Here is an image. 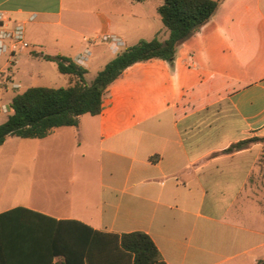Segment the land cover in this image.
Segmentation results:
<instances>
[{
  "label": "crops",
  "instance_id": "obj_1",
  "mask_svg": "<svg viewBox=\"0 0 264 264\" xmlns=\"http://www.w3.org/2000/svg\"><path fill=\"white\" fill-rule=\"evenodd\" d=\"M161 3L0 0L2 25H23L30 45L1 57L7 83L0 91L20 93L50 63L56 68L42 55L74 61L87 50V71L91 55L102 57L98 47L90 52L87 46L103 34L119 37L120 51L151 40L165 28L156 12ZM184 44L189 63L179 52ZM33 60L42 63L36 68ZM153 60L160 59L142 62ZM134 64L107 86L100 114H83L76 127L35 139L53 145L48 152L55 155V146L76 138L71 154L96 165L94 172H78L89 180L75 172L65 182L52 172L31 173L24 202L15 201L6 186L11 171H4L14 156L4 150L17 137L0 146V214L18 207L34 213L3 221L0 264H127L112 240L133 231L149 236L164 264L264 261L262 144L224 152L237 141L264 137V0H220L176 48L170 66L142 63L149 67L144 73L123 75ZM66 76L70 86L73 78ZM9 114L0 113V123ZM15 226L23 227V237H15Z\"/></svg>",
  "mask_w": 264,
  "mask_h": 264
},
{
  "label": "trees",
  "instance_id": "obj_2",
  "mask_svg": "<svg viewBox=\"0 0 264 264\" xmlns=\"http://www.w3.org/2000/svg\"><path fill=\"white\" fill-rule=\"evenodd\" d=\"M220 0H162L156 8L163 26L168 31L164 40L156 37L139 40L117 53L86 84V69L71 58L60 55H42L46 61L54 62L60 74L69 75L73 83L67 87L48 88L32 86L15 94L10 102L11 113L0 123V146L7 137L41 139L62 126L78 125L83 114L95 116L102 110V99L107 86L117 79L128 66L150 59L172 61L176 48L207 22L218 7ZM264 137H251L232 143L224 152L245 148L248 143L262 142ZM264 151V149H262ZM34 214L23 208H14L0 214V246L3 240V221H15ZM14 235H24L23 227L15 226ZM113 247L126 259L127 264H164L161 256L147 234L133 231L113 235ZM264 264V261H258Z\"/></svg>",
  "mask_w": 264,
  "mask_h": 264
},
{
  "label": "rangeland",
  "instance_id": "obj_3",
  "mask_svg": "<svg viewBox=\"0 0 264 264\" xmlns=\"http://www.w3.org/2000/svg\"><path fill=\"white\" fill-rule=\"evenodd\" d=\"M167 34V30L164 28L156 38L164 39L166 36L162 33ZM98 47L101 51V60H95L94 55H91L88 61L87 71L84 75V82L89 84L98 71H100L104 65L108 62L109 59L113 57L107 51V45L99 40H94L92 44H88L87 48L90 52L93 51V48ZM186 44L179 48L181 51L182 59L186 63H189V55L186 51ZM81 50V49H79ZM71 52V51H69ZM24 59V58H23ZM31 59V58H30ZM4 61V58H0V62ZM32 61V60H31ZM35 67H39V63L33 60ZM142 63H145V66L153 67L155 63H163L162 65L170 66V61L167 60H153V62H136L131 68L127 69L123 75L134 76L139 73H144L149 67L141 66ZM44 73L39 76H36L35 79L31 81H26L23 86H44L48 88H58L66 87L68 77L66 75L60 74L53 64H49ZM152 65V66H151ZM159 66V65H158ZM151 69V68H150ZM20 72H24L26 67L24 66L23 60L19 64ZM5 72V71H4ZM5 79L6 74L4 73ZM19 91H22L21 89ZM12 90H7L6 92L0 91V104H5L11 100L14 96ZM185 95V93H183ZM136 116V115H135ZM5 118L4 115H0V122ZM11 143L5 146L4 152L13 155L14 159L10 163V166L6 167L4 171H11L9 178L7 179L6 186L10 191H14L13 198L15 201L24 202L26 196V190L28 189V177L36 175V173L41 172H52L55 173L52 177L55 181L65 182L72 175V172H75V176H80L81 180H89L88 175L79 174L78 172H89L95 170V163L90 160H78L75 156L71 154V150L75 147L76 138H67L65 141L60 143L58 146H55L56 152L55 155H50L48 152L49 149L54 147L53 145H39L35 139H22V138H13ZM262 149H264V141L261 142ZM88 150L92 148V140L88 139ZM43 148V149H42ZM90 151V150H89ZM260 166H264V151H261V157L258 161ZM78 173V174H77ZM25 178V179H24ZM12 194V193H11Z\"/></svg>",
  "mask_w": 264,
  "mask_h": 264
},
{
  "label": "built area",
  "instance_id": "obj_4",
  "mask_svg": "<svg viewBox=\"0 0 264 264\" xmlns=\"http://www.w3.org/2000/svg\"><path fill=\"white\" fill-rule=\"evenodd\" d=\"M34 16H30V20L33 19ZM102 42L107 45V48L112 54H117L123 47L122 40L112 34H103L99 38ZM30 45L25 39L24 28L21 24H14L11 27H5L2 25V15L0 13V58L4 56L12 57L16 53L21 51L28 50ZM88 56V51L85 50L80 55L76 56L74 59V63L77 65L84 67L86 64ZM4 71L0 70V85L2 82L7 83V80L4 76ZM11 89H18L17 84L9 83ZM11 112V108L9 103L0 104V113L1 114H9Z\"/></svg>",
  "mask_w": 264,
  "mask_h": 264
}]
</instances>
